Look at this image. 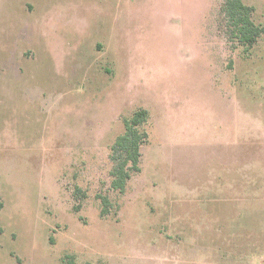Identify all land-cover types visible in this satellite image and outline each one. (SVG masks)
<instances>
[{"label": "rangeland", "instance_id": "1", "mask_svg": "<svg viewBox=\"0 0 264 264\" xmlns=\"http://www.w3.org/2000/svg\"><path fill=\"white\" fill-rule=\"evenodd\" d=\"M224 6L0 0V264H264V33L239 44Z\"/></svg>", "mask_w": 264, "mask_h": 264}, {"label": "trees", "instance_id": "2", "mask_svg": "<svg viewBox=\"0 0 264 264\" xmlns=\"http://www.w3.org/2000/svg\"><path fill=\"white\" fill-rule=\"evenodd\" d=\"M253 12L254 9L245 5L243 0H225L224 13L231 28V37L247 47L253 46L264 33V27H259L253 22ZM147 119L148 112L140 109L123 121L125 132L116 139L112 147V152L116 154V164L112 172L111 187L115 190L124 192L131 174L140 171V147L146 141L147 134L140 131L139 127L143 126ZM102 202V215H105L108 200L103 198Z\"/></svg>", "mask_w": 264, "mask_h": 264}]
</instances>
